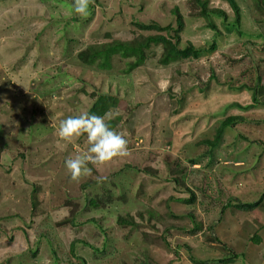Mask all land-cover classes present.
Segmentation results:
<instances>
[{"label":"rangeland","instance_id":"1","mask_svg":"<svg viewBox=\"0 0 264 264\" xmlns=\"http://www.w3.org/2000/svg\"><path fill=\"white\" fill-rule=\"evenodd\" d=\"M73 2L0 0V264H264V0ZM97 95L130 155L75 182Z\"/></svg>","mask_w":264,"mask_h":264},{"label":"clouds","instance_id":"2","mask_svg":"<svg viewBox=\"0 0 264 264\" xmlns=\"http://www.w3.org/2000/svg\"><path fill=\"white\" fill-rule=\"evenodd\" d=\"M94 2L95 0H74V12L82 17H88L90 5ZM106 116L83 112L60 121L57 135L61 140L72 144L81 137H86L88 145L86 150L74 157H68L65 161V167L75 182L92 175L89 164L103 166L116 158L130 155L128 141L122 133L110 127L107 120H110L111 116L107 114Z\"/></svg>","mask_w":264,"mask_h":264},{"label":"trees","instance_id":"3","mask_svg":"<svg viewBox=\"0 0 264 264\" xmlns=\"http://www.w3.org/2000/svg\"><path fill=\"white\" fill-rule=\"evenodd\" d=\"M229 1V5L232 8V10L234 11V15H235V24L238 23V12H237V7L235 5V3L233 2V0H228ZM203 13L205 14V11L202 10ZM215 12V11H214ZM213 12V13H214ZM179 16L177 14H175V24H176V28L174 30H172L171 28H169V26H166L164 29L165 31H171L173 32V34L171 35L170 38L165 39L162 36H156V37H149L148 41H158L160 43H162V45H164L166 52L164 53V58L163 61H169V54L173 55L172 57L178 58V59H183L186 58L188 54H191L192 56L196 55V52L191 46L189 47H185L184 49H178L177 48V44H178V32L181 30L182 26L179 20ZM145 29H150V28H157L160 29L156 24H151L148 26H143ZM172 40V42H170ZM114 50L119 51V50H133L135 49L134 46H132L131 44H127V43H121L118 42L116 44H114ZM146 46V44L142 45L141 47ZM109 47L110 50V45L106 46V48ZM172 59V60H174ZM176 60V59H175ZM252 101L255 102L254 99V93L252 92ZM111 105V103H109V99L106 98L104 95H97L96 98L94 99L93 103L91 104L90 108H89V114H96V115H100L102 116L103 113L109 108V106ZM231 119H235V117H229L226 118L224 120V122L222 123L223 127L227 126L228 124H230V120ZM219 134V130L217 132V135ZM251 207V206H250ZM250 207H247L250 208Z\"/></svg>","mask_w":264,"mask_h":264}]
</instances>
